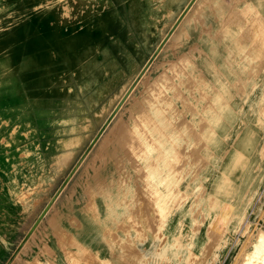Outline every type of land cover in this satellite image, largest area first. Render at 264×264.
Instances as JSON below:
<instances>
[{
	"label": "rangeland",
	"instance_id": "obj_1",
	"mask_svg": "<svg viewBox=\"0 0 264 264\" xmlns=\"http://www.w3.org/2000/svg\"><path fill=\"white\" fill-rule=\"evenodd\" d=\"M257 1H195L65 188L75 196L69 205L96 207L94 193L102 212L105 205L94 218L95 244L103 239L116 254L118 243L121 264H141L151 240L168 250L159 264H252L258 253L264 0ZM187 2L0 0L2 76L23 85V95L0 108V264ZM218 78L232 97L218 96ZM6 81L14 94L17 83ZM98 258L94 264H108Z\"/></svg>",
	"mask_w": 264,
	"mask_h": 264
},
{
	"label": "crops",
	"instance_id": "obj_2",
	"mask_svg": "<svg viewBox=\"0 0 264 264\" xmlns=\"http://www.w3.org/2000/svg\"><path fill=\"white\" fill-rule=\"evenodd\" d=\"M195 1L192 3V9L194 8ZM221 1L223 2V0ZM257 2L258 5L262 4L261 0H258ZM252 5L254 6V4ZM248 7H251V5L248 4ZM220 8H222V3ZM227 32L228 35L232 37L235 33V29L229 27L227 28ZM235 65L240 66L238 63ZM7 66V61L0 58V77ZM6 80L17 83V90L14 89V91L16 90L14 94L7 95ZM218 81V96L232 97V92L225 88L227 83L221 78H218ZM220 81L224 84L222 83L221 85ZM22 93L23 85L21 82L17 78H11L5 73L0 80V108L7 105L12 96H21L23 95ZM6 98H9L7 102ZM73 176L64 186L10 264H87V262L94 264V262L96 263L97 260H99L98 257L100 256L101 251L100 246L95 244L96 228L93 222L95 216L101 218L105 215L106 208L104 205V210L103 212L101 211V207L99 208L97 205L95 193L93 195L96 207H93L92 205H69L70 203L72 204L75 196L74 194H65L64 190L72 181ZM74 190H76V188H74ZM44 206L45 205H43V207ZM43 207L38 211L35 218L32 220V223ZM87 211L90 212L89 215L86 213ZM85 250L87 253L81 255Z\"/></svg>",
	"mask_w": 264,
	"mask_h": 264
},
{
	"label": "water",
	"instance_id": "obj_3",
	"mask_svg": "<svg viewBox=\"0 0 264 264\" xmlns=\"http://www.w3.org/2000/svg\"><path fill=\"white\" fill-rule=\"evenodd\" d=\"M194 1L195 0H188V2L186 3V5L182 8L181 12L178 14V16L176 17V19L173 22V24L167 30L166 34L159 41V44L156 46V48L154 49V51L151 53V55L149 56V58L147 59V61L143 65L140 73L138 74V77L130 85V87L127 89V91L125 92V94L123 95V97L114 106L113 110L108 115V117L106 118L105 122L99 127V129L97 130V132L95 133V135L92 137V139L90 140V142L88 143V145L86 146V148L84 149V151L82 152V154L79 156V158L77 159V161L75 162V164L72 166V168L70 169V171L67 173V175L65 176V178L62 180V182L59 185V187L57 188V190L53 193V195L50 197V199L46 202L45 206L40 211V213L38 214V216L36 217V219L34 220V222L31 224V226L29 227V229L27 230V232L25 233V235L23 236V238L21 239V241L18 243V245L16 246V248L14 249V251L12 252V254L10 255V257L8 258V260L6 261L5 264H10L11 263V261L13 260V258L17 254V252L21 249V247L24 245V243L26 242V240L32 234V232L34 231V229L36 228V226L39 224V222L41 221V219L43 218V216L46 214L47 210L53 204V202L55 201V199L57 198V196L60 194V192L62 191V189L64 188V186L68 183V181L73 176V174L75 173V171L78 169V167L80 166V164L82 163V161L85 159V157L91 151V149L94 147V145L96 144V142L98 141V139L101 137V135L103 134V132L105 131V129L107 128V126L109 125V123L111 122V120L114 118V116L116 115V113L118 112V110L120 109V107L122 106L123 102L126 100V98L128 97V95L133 90L136 82L139 81V79L145 73V71L147 70V68L150 66V64L152 63V61L154 60V58L157 56V54L160 52V50L162 49V47L166 43V40L168 39L169 35L174 30L175 26L182 19V17L184 16V14L187 12V10L189 9V7L191 6V4Z\"/></svg>",
	"mask_w": 264,
	"mask_h": 264
},
{
	"label": "bare ground",
	"instance_id": "obj_4",
	"mask_svg": "<svg viewBox=\"0 0 264 264\" xmlns=\"http://www.w3.org/2000/svg\"><path fill=\"white\" fill-rule=\"evenodd\" d=\"M193 4H191L192 6ZM191 6L189 7V9L191 8ZM188 9V10H189ZM187 10V11H188ZM181 22V21H179ZM178 22V23H179ZM176 27V26H175ZM173 32V31H172ZM262 40V38H261ZM261 43H264V39L261 41ZM262 47V46H261ZM263 48V47H262ZM93 82H96V78L93 79ZM251 107V106H250ZM185 121V120H184ZM181 123V122H180ZM179 126V125H178ZM245 138V134L243 135ZM243 136L240 138V141L242 142L244 140ZM248 140V139H247ZM249 141V140H248ZM251 141V140H250ZM243 144H247L248 142H242ZM253 144V143H252ZM105 222V221H104ZM106 223V222H105ZM180 225V224H179ZM106 227V226H105ZM104 228V227H103ZM124 231V230H123ZM129 231V230H128ZM132 231V230H131ZM121 232V231H119ZM122 236L123 233L121 232ZM125 234V233H124ZM131 234V233H130ZM137 234V233H136ZM135 236V235H134ZM125 237V236H124ZM120 238V237H119ZM256 241L253 244V248L258 250L257 252H254L255 254L252 256V260L250 261L252 264H254V258L258 256L259 259L261 260L259 262V264H264V234L261 233V235H259L258 237H256ZM122 239V238H121ZM134 239V238H133ZM157 239V238H156ZM124 240V239H123ZM135 240V239H134ZM125 241V240H124ZM119 242V241H118ZM151 244H149V247L147 249H145V255H144V260L141 261V264H159L158 260L165 256L168 253L167 248H162L159 249L158 246V241H149ZM109 243H105V241H103V239H100V241L97 242V245L100 246V251H101V255L103 257H105L107 259L108 264H121V260H123L120 255L122 254L123 249L121 248V246H119L118 243H116V254L112 253L113 251H111L112 249L110 248V246L108 247ZM121 244V243H120ZM113 247V246H112ZM141 248L144 249V246L141 245ZM216 255H218V253H214L212 256V261L214 258H217ZM121 258V259H120ZM258 258V257H257ZM195 262V261H194ZM210 262V261H209ZM138 264V263H137ZM168 264H171L170 261H168ZM197 264V263H196Z\"/></svg>",
	"mask_w": 264,
	"mask_h": 264
}]
</instances>
